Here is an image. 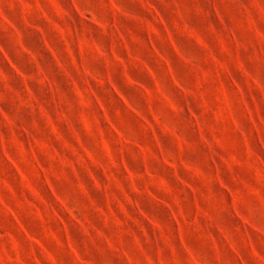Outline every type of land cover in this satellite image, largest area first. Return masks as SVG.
Returning <instances> with one entry per match:
<instances>
[{"label": "clouds", "instance_id": "1", "mask_svg": "<svg viewBox=\"0 0 264 264\" xmlns=\"http://www.w3.org/2000/svg\"><path fill=\"white\" fill-rule=\"evenodd\" d=\"M0 264H264V0H0Z\"/></svg>", "mask_w": 264, "mask_h": 264}]
</instances>
